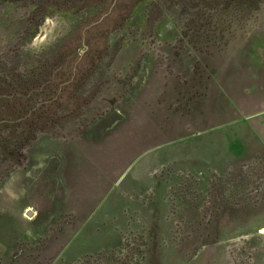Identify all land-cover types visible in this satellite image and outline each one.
Listing matches in <instances>:
<instances>
[{"label": "rangeland", "instance_id": "rangeland-1", "mask_svg": "<svg viewBox=\"0 0 264 264\" xmlns=\"http://www.w3.org/2000/svg\"><path fill=\"white\" fill-rule=\"evenodd\" d=\"M246 1L0 0V80L67 78L49 125L0 127V264H264Z\"/></svg>", "mask_w": 264, "mask_h": 264}, {"label": "trees", "instance_id": "trees-1", "mask_svg": "<svg viewBox=\"0 0 264 264\" xmlns=\"http://www.w3.org/2000/svg\"><path fill=\"white\" fill-rule=\"evenodd\" d=\"M224 1V0H220ZM245 1V0H244ZM258 0H247L246 2L251 6L254 5ZM100 24V23H99ZM95 25V24H94ZM92 26L93 29L102 28L100 25ZM91 28V29H92ZM96 32V33H97ZM48 75L49 71L46 72ZM60 76L61 80L57 82L53 87L51 83H48L47 87H43L41 90H37V82L31 83V85H27L23 90L17 91V89H10L8 85H6L5 80H0V127L2 126H13L16 127L18 125L21 126L23 130H29V132H33L31 128H36L39 123L44 125H49L52 121V117L49 112H47V108L51 104H53V96L56 94L57 88L62 82H66L67 78H63ZM39 78V77H38ZM40 86V85H38ZM42 87V86H40ZM45 88V89H44ZM10 107L14 108V111H10L12 113L11 119L14 124L8 123L9 117L6 115L7 110ZM29 134V133H28Z\"/></svg>", "mask_w": 264, "mask_h": 264}]
</instances>
